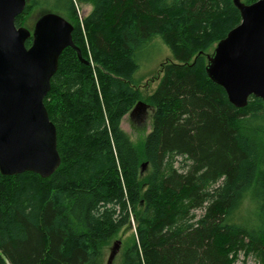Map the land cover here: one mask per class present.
<instances>
[{"label":"trees","instance_id":"16d2710c","mask_svg":"<svg viewBox=\"0 0 264 264\" xmlns=\"http://www.w3.org/2000/svg\"><path fill=\"white\" fill-rule=\"evenodd\" d=\"M25 1L15 26L37 10L63 17L85 64L65 49L43 101L57 170L0 175V264H103L131 218L136 241L119 264H264V102L235 108L205 72L240 23L233 0ZM164 48L135 147L120 123ZM247 196L254 218L241 214Z\"/></svg>","mask_w":264,"mask_h":264},{"label":"water","instance_id":"95a60500","mask_svg":"<svg viewBox=\"0 0 264 264\" xmlns=\"http://www.w3.org/2000/svg\"><path fill=\"white\" fill-rule=\"evenodd\" d=\"M25 5V0H0V175L31 172L44 179L60 164L44 98L65 49L85 61L72 42V25L55 13L40 15L32 30L16 27ZM233 5L240 23L214 46L205 72L228 102L242 109L250 97L264 102V0H233ZM146 108L139 102L129 114ZM118 249L116 242L109 260Z\"/></svg>","mask_w":264,"mask_h":264},{"label":"rangeland","instance_id":"374dc122","mask_svg":"<svg viewBox=\"0 0 264 264\" xmlns=\"http://www.w3.org/2000/svg\"><path fill=\"white\" fill-rule=\"evenodd\" d=\"M90 11V6H82L79 9V17L86 16ZM41 10H37L36 12L28 15L24 21L22 22V27L32 30L34 22L37 19V16L41 13ZM213 47H211L207 54H211ZM169 52L167 48L161 52V54L154 60L153 64L149 68V73H153L151 76L149 75L147 78L143 79L137 87V91L141 96V101L146 103L148 97L154 92L156 89L161 77V67L158 68L159 63L168 58ZM158 68V69H157ZM157 69V70H156ZM151 113L152 110L150 108H146L142 111L136 112L133 115L129 113L125 115L120 123V129L123 133L128 137L130 142L135 146L139 147L144 141L145 137L151 130ZM146 173L141 175L140 179L145 177ZM140 210V208L138 209ZM241 214L245 218H254L253 207L249 201V197L247 196L241 207ZM136 241V231L134 221L131 218L130 225L121 229L115 235H113L106 243L102 246L103 251V264H119L122 256L124 255L128 246ZM119 242V249L109 260V256L112 250L113 245ZM236 264H255V261L252 257L243 258L242 255L239 256V261Z\"/></svg>","mask_w":264,"mask_h":264}]
</instances>
